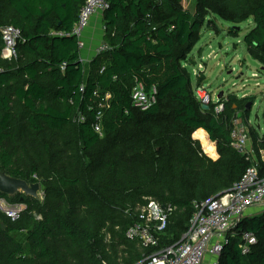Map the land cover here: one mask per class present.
Wrapping results in <instances>:
<instances>
[{
	"label": "trees",
	"instance_id": "obj_1",
	"mask_svg": "<svg viewBox=\"0 0 264 264\" xmlns=\"http://www.w3.org/2000/svg\"><path fill=\"white\" fill-rule=\"evenodd\" d=\"M85 2L0 0V170L39 182L44 192L43 199L0 192L27 206L15 220L0 207V264H144L155 249L126 233L149 200L174 207L160 247L173 245L191 226L194 202L231 189L250 165L231 146V132L255 97L229 94L206 104L184 62L218 16L254 21L244 41L264 66V0H196L193 12L183 0H109L108 49L86 80L78 37L59 35L73 30ZM9 25L21 38L17 55L6 58ZM139 85L156 97L145 110L132 98ZM200 128L217 143V160L194 138ZM252 135L264 176V134ZM196 136L215 156L207 135ZM242 230L258 239L247 255ZM237 232L220 264H264V213L243 218Z\"/></svg>",
	"mask_w": 264,
	"mask_h": 264
},
{
	"label": "built area",
	"instance_id": "obj_2",
	"mask_svg": "<svg viewBox=\"0 0 264 264\" xmlns=\"http://www.w3.org/2000/svg\"><path fill=\"white\" fill-rule=\"evenodd\" d=\"M109 8V0H86L73 30L68 34L60 35L78 37V46L82 49L84 47L82 37L90 20ZM2 35L5 42L4 56L6 58L16 56L21 31L9 25L2 29ZM107 49L108 47L103 45L97 52L101 53ZM202 92L201 89L196 91L199 99L206 104L213 101L211 95L205 92L201 98ZM132 98L143 110L156 103L154 92L148 93L142 85L134 89ZM220 101L222 97L217 103ZM215 110L217 113H222L224 103H219ZM96 131L101 133V128L96 126ZM231 137V146L244 156L250 165L231 189L208 200L194 202L195 213L191 219V226L179 242L160 247L162 234L166 231L174 212L172 205L149 200L138 213V220L128 228L126 235L145 249H155L146 258L144 264L145 262L146 264H220L224 247L231 237L238 233L237 227L243 218L254 214L257 209L264 208V176L260 173L259 161L250 143L249 127L238 116L233 119ZM0 207L7 216L15 220L27 206L22 203L5 206V198H0ZM239 234L240 249L244 255H247L258 243L257 236L250 230H242Z\"/></svg>",
	"mask_w": 264,
	"mask_h": 264
},
{
	"label": "rangeland",
	"instance_id": "obj_3",
	"mask_svg": "<svg viewBox=\"0 0 264 264\" xmlns=\"http://www.w3.org/2000/svg\"><path fill=\"white\" fill-rule=\"evenodd\" d=\"M195 1L184 0V7L191 10ZM211 18L213 20L203 26L200 41L185 61L192 76V86L195 92L198 89L203 91L201 98L205 92L211 95L215 103L221 92L226 96L236 94L239 98L255 97L251 101L253 105L248 115L242 108L238 111L249 127L250 143L253 147L252 131L259 129L261 134L264 133V66L249 53L244 41L255 23L252 19L235 24L218 16ZM234 28H237L235 32L239 33L238 36L231 35L230 31ZM256 114L259 115V120H256ZM259 125L261 128H258ZM197 140L199 141L198 138ZM200 143L208 155L201 139ZM39 194L40 199H43V187ZM12 204L15 203L5 199V206ZM256 213H264V208L257 209L254 214ZM16 237L25 239L23 234H17Z\"/></svg>",
	"mask_w": 264,
	"mask_h": 264
},
{
	"label": "crops",
	"instance_id": "obj_4",
	"mask_svg": "<svg viewBox=\"0 0 264 264\" xmlns=\"http://www.w3.org/2000/svg\"><path fill=\"white\" fill-rule=\"evenodd\" d=\"M184 2V0H183ZM184 4V3H183ZM195 4H196V1L195 3L193 4V8L190 10V11H194V8H195ZM189 10V9H188ZM105 12V11H104ZM103 13H98L96 14L91 20H90V23L88 25V27L86 28L84 34H83V37H82V40L84 42V47L82 49H80V60L84 66V76H85V80L88 78V75H89V72L91 70V63L92 61L94 60V58L100 54L98 53V49L103 46V45H106L108 47V45L105 43V34H106V27H105V23H104V19H103ZM212 19V18H211ZM60 35V34H59ZM61 36V35H60ZM196 61V60H195ZM184 65L186 66V63L184 62ZM187 67V66H186ZM190 71V70H189ZM202 71V70H201ZM198 84V82H197ZM197 87V86H196ZM195 87V88H196ZM221 97H226V95L223 93V95ZM220 97V94L218 96V98L216 99V101L218 99L221 98ZM240 120L243 122L242 120V116L240 114H238L237 112V115ZM256 120H259V119H256ZM244 123V122H243ZM258 128H261L260 125L258 126ZM199 131H203L206 135H207V138L210 140L211 143L214 144L215 146V156H212L211 154L208 153L209 157H211L212 159L214 160H217L219 158V153H218V149H217V143L212 141L210 139V136L208 134V132L202 128L198 129L195 133H194V138L197 139L198 137L196 136V134L199 132ZM259 131V129H258ZM260 132V131H259ZM261 133V132H260ZM264 134V133H263ZM262 135V134H261ZM197 138H196V137ZM199 141H200V138H198ZM256 154V152H255ZM256 157L259 161V158L256 154ZM262 159L264 161V151L262 152Z\"/></svg>",
	"mask_w": 264,
	"mask_h": 264
},
{
	"label": "water",
	"instance_id": "obj_5",
	"mask_svg": "<svg viewBox=\"0 0 264 264\" xmlns=\"http://www.w3.org/2000/svg\"><path fill=\"white\" fill-rule=\"evenodd\" d=\"M224 92L220 93V97ZM252 103L247 105L249 111H251ZM256 119H259V115L256 114ZM42 189L41 183L34 182L28 183L26 180L21 178L13 177L8 175L6 172L0 170V192L6 195H14L18 192H22L27 196H31L33 198H40V191ZM5 224H3V228H5Z\"/></svg>",
	"mask_w": 264,
	"mask_h": 264
}]
</instances>
